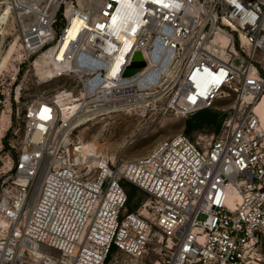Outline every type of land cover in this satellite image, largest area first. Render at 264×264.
<instances>
[{
  "label": "built area",
  "instance_id": "1",
  "mask_svg": "<svg viewBox=\"0 0 264 264\" xmlns=\"http://www.w3.org/2000/svg\"><path fill=\"white\" fill-rule=\"evenodd\" d=\"M0 15L17 35L0 90V264H264V0H0ZM136 51L146 65L124 76ZM28 76L40 90L17 146L6 137ZM221 96L220 133L130 161L75 135L162 102L192 116ZM123 182L147 197L134 210Z\"/></svg>",
  "mask_w": 264,
  "mask_h": 264
},
{
  "label": "rangeland",
  "instance_id": "2",
  "mask_svg": "<svg viewBox=\"0 0 264 264\" xmlns=\"http://www.w3.org/2000/svg\"><path fill=\"white\" fill-rule=\"evenodd\" d=\"M16 37L13 26L8 28L3 24L0 25V90L6 89L7 78L11 74L10 49ZM19 84L23 88H27L25 93L22 94L19 104H16L13 100L14 109L17 106L20 109V118L13 119V128L6 137V140L13 141L17 146L24 135L21 112L25 103L32 100L40 90V87L35 85L30 76L26 77L25 81H21V77H19L16 85ZM55 87L56 85L51 88ZM263 102L264 99L261 103ZM230 105L231 100L221 96L215 101L212 108L202 110L210 115L203 118L210 119L211 124H201L190 133L187 132V124L194 115L184 117L166 112L165 103L162 102L157 103L152 110L111 114L99 118L91 125L79 129L75 135L82 139L83 143L94 144L98 155L105 156L113 162L130 161L146 156L160 141L175 135L185 134L193 141H199L200 137L217 135L228 116ZM259 107L261 108H258V111L262 117L264 116V106ZM259 109H262L263 113ZM18 129L19 132L15 136L13 132ZM122 186L131 195L129 210L136 209L147 198L143 192L136 190L134 186L127 182H123Z\"/></svg>",
  "mask_w": 264,
  "mask_h": 264
},
{
  "label": "bare ground",
  "instance_id": "3",
  "mask_svg": "<svg viewBox=\"0 0 264 264\" xmlns=\"http://www.w3.org/2000/svg\"><path fill=\"white\" fill-rule=\"evenodd\" d=\"M2 19H3V17H1V15H0V22H3ZM81 28H82V23H81L79 20H74L73 23H72V25H71V26L69 27V29H68V37H67L68 40L74 38L75 35H76V33H77ZM125 50H127V47L125 48ZM10 51H11V50H10ZM10 51H9V53H10ZM10 54H11V53H10ZM263 99H264V98H263ZM263 99H262V100H263ZM260 103H261V102H260ZM260 103H259V105H258V107H257V112H258V113H259L258 108H261V107H259V106H264V102L261 103V105H260ZM259 110H261V112L263 113L262 109H259ZM262 113H261V114H262ZM259 115H260V114H259ZM260 117H261V116H260ZM261 119H262V121H263L264 116H262ZM83 145H84L85 149H87V151H89V153H91L92 155H95L96 157H98V153L95 151L96 148H95L94 144H89V143L84 142Z\"/></svg>",
  "mask_w": 264,
  "mask_h": 264
},
{
  "label": "trees",
  "instance_id": "4",
  "mask_svg": "<svg viewBox=\"0 0 264 264\" xmlns=\"http://www.w3.org/2000/svg\"><path fill=\"white\" fill-rule=\"evenodd\" d=\"M204 116H210V115L208 114V112H205V111H199L198 113H196L191 118L190 122H188V124H187V132L190 133L191 131L195 130L201 124H211L210 119L209 120L204 119L203 118ZM135 189L138 190L136 187H135ZM128 197H129V200H128V206H129L130 201H131V195L128 194Z\"/></svg>",
  "mask_w": 264,
  "mask_h": 264
},
{
  "label": "water",
  "instance_id": "5",
  "mask_svg": "<svg viewBox=\"0 0 264 264\" xmlns=\"http://www.w3.org/2000/svg\"><path fill=\"white\" fill-rule=\"evenodd\" d=\"M145 61L140 51H136L132 57V63L126 68L124 76H132L135 73L141 71L145 67Z\"/></svg>",
  "mask_w": 264,
  "mask_h": 264
}]
</instances>
